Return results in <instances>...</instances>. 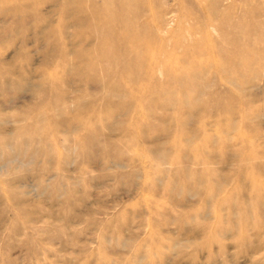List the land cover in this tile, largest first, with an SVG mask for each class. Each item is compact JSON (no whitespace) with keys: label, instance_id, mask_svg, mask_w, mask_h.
I'll return each mask as SVG.
<instances>
[{"label":"rangeland","instance_id":"obj_1","mask_svg":"<svg viewBox=\"0 0 264 264\" xmlns=\"http://www.w3.org/2000/svg\"><path fill=\"white\" fill-rule=\"evenodd\" d=\"M151 227L155 264H264V0H0V264Z\"/></svg>","mask_w":264,"mask_h":264},{"label":"bare ground","instance_id":"obj_2","mask_svg":"<svg viewBox=\"0 0 264 264\" xmlns=\"http://www.w3.org/2000/svg\"><path fill=\"white\" fill-rule=\"evenodd\" d=\"M160 234L157 228L151 227L150 232L145 238V242L139 243L138 246L135 244L130 247L132 248L131 254H124L123 264H155V262L164 259L167 256V252H172L171 250L174 247L165 245L167 243L165 239L160 237ZM195 246H198V244L196 243ZM163 249H166V251H163ZM104 260H107V258H104ZM210 260H214L213 256L210 257Z\"/></svg>","mask_w":264,"mask_h":264}]
</instances>
